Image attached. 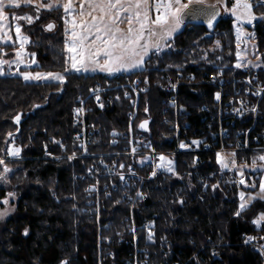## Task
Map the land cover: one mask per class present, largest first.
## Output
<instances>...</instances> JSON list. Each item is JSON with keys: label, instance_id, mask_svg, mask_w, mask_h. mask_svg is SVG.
<instances>
[{"label": "trees", "instance_id": "trees-1", "mask_svg": "<svg viewBox=\"0 0 264 264\" xmlns=\"http://www.w3.org/2000/svg\"><path fill=\"white\" fill-rule=\"evenodd\" d=\"M251 3L258 19L250 29L263 63L257 68L264 70V19H259L264 7L259 6L258 0ZM56 11L59 14L61 11L63 17L61 9L46 14ZM28 34L29 49L35 53L38 63L34 69L63 73L66 81L61 85L0 76V158L12 170L6 181L0 180V200L8 192L15 193L16 200L15 211L0 224V264H60L62 259L70 264H125L133 255V236L126 232L131 211L116 199L102 202L99 217L86 213L90 206L87 183L80 181V177L96 158L81 156L83 149L73 140L72 110L76 98L86 94L94 82L110 76L64 73L67 56L64 35L47 34L41 28ZM170 43L173 47L165 49L159 57L152 52L142 70L123 72L148 76L151 80L149 93L141 99L135 126L150 120L143 135L156 150L166 149L163 141L168 134L162 122L164 95L159 88L163 73L181 72L201 80L203 73L221 69L234 74L239 69L235 67L232 17L218 18L212 29L204 24H184ZM1 47L12 48L11 45ZM211 90L186 86L180 91L179 99L191 113L192 126L200 125L196 115L202 111V105L212 101ZM18 113L21 120L17 124L13 118ZM126 113L123 104H114L111 109H95L89 115L94 142L86 148L88 156L116 151L109 144V133L127 130ZM200 114L206 117L205 112ZM209 122L203 123L201 130H206ZM135 126V133H139ZM9 143L21 149L18 157L9 158ZM73 153L75 157L69 160ZM167 158L172 161L174 172L160 170L156 181L146 187L147 201L133 214L137 246L147 250L149 261L153 264H261L260 255L245 244L242 235L264 237V222L259 227L252 223L264 213V200H254L238 217L234 215L239 206L238 193L251 189L225 183V174L215 154H203L200 161H195L190 153H173ZM248 173L253 177L261 175V172ZM247 179L252 181L250 177ZM254 180L258 181L259 177ZM213 185L218 187L214 189ZM3 208L4 204H0V210ZM144 221H150L151 226L140 227ZM25 229H28L27 235ZM150 232L152 240L148 239ZM105 236L113 239L114 260L98 254V239ZM117 236L127 239V244H117ZM168 251L167 261L163 253ZM213 251L217 253L213 255Z\"/></svg>", "mask_w": 264, "mask_h": 264}, {"label": "built area", "instance_id": "built-area-1", "mask_svg": "<svg viewBox=\"0 0 264 264\" xmlns=\"http://www.w3.org/2000/svg\"><path fill=\"white\" fill-rule=\"evenodd\" d=\"M161 78L159 88L164 95L162 122L167 126L168 133L164 135L163 142L166 144L164 150H156L152 147L150 140H147L143 132L138 129L141 122L135 126L141 99L149 93L151 88V80L148 76L119 73L96 81L89 87L86 94L76 98L72 110L73 140L80 146L84 145L81 147L83 149L81 156L96 158L94 164L80 177V181L87 183L86 193L90 206L86 213L99 217L102 202L116 199L125 207H129L131 211L130 218L127 219L129 221L126 232L133 236V255L132 259L127 260L125 264H153L149 261L147 250L137 246V227L133 214L136 208L145 204L148 199L146 187L156 181L160 174V170H157L155 176L151 175L155 164L160 163L157 159L160 154L167 157L173 153H190L195 161H200L203 154L212 153L217 157V153H221L226 160L231 161L233 157L230 154L235 153L238 167L232 168L230 164L229 170L222 169L220 164L219 166L221 172L225 174V183L236 186L239 185L237 174L240 171L239 166L246 164L251 167L252 163L248 164L250 159L264 155L263 68H240L234 74L220 69L203 73L201 80L194 75L181 72H165ZM172 84H176L175 89H172ZM186 86L212 89V101L201 107V112H205L210 121L207 123L206 130L201 128L202 124L208 121L207 118L202 116L201 112L197 113L200 125L192 126L191 113L179 99L180 91ZM217 93L220 94L219 99L216 98ZM97 95L100 97L99 101L96 99ZM204 96L205 94H202L203 98ZM114 104H123L126 107L127 130L109 133V144L116 150L114 153L88 156L86 148L94 142L93 124L89 120V115L95 109H111ZM80 108L83 111L77 112L76 110ZM253 108L256 110L252 111ZM211 123L215 124L214 127ZM134 126L139 133H135ZM193 141H199V144H193ZM182 142L186 145L185 148L180 147ZM11 146L12 143H9V147ZM133 148L136 149L135 153L132 151ZM261 163L264 162L260 161L259 164ZM121 164L124 165L123 168L120 167ZM120 173L124 176L123 180L120 178ZM138 192L142 196H137ZM149 226L151 222L144 221L140 227ZM247 237L245 234L242 235L244 242ZM252 237L255 239L245 244L260 255L261 264H264V256L258 250L259 246L264 244V239H261L263 236L257 234ZM116 240L119 245L128 242L127 239L126 241L119 236ZM98 242L99 256L105 257L106 260H114L116 253L111 245L113 239L105 236L99 238ZM163 255L168 261L170 251ZM172 264L185 263L173 262Z\"/></svg>", "mask_w": 264, "mask_h": 264}, {"label": "snow or ice", "instance_id": "snow-or-ice-1", "mask_svg": "<svg viewBox=\"0 0 264 264\" xmlns=\"http://www.w3.org/2000/svg\"><path fill=\"white\" fill-rule=\"evenodd\" d=\"M24 4L34 5L35 11L39 13L40 9L52 10L55 7H62L64 13L71 20L65 19V43L64 48L67 53H71L70 57H65V67L63 72H87V71H101L113 74L119 71H131L133 69L142 68L146 59H150L149 53L154 52L159 57L165 49H171L173 44L170 43L174 35L180 30L186 16H192L193 19L203 16L204 23L209 29L214 27L213 22L221 15L220 9L223 12L230 14L233 19V27L236 32L237 40H240L243 34V25L252 24L258 17L254 14V5L251 0H216L215 4L208 5L207 7H199L193 9V5H205V0H79V20L75 17L77 15L74 8V0H49L48 3H43L42 0H23ZM230 4V6H229ZM258 4L264 7V0H258ZM7 7H21V0H0V43L11 41L12 37L8 32L4 31L5 25L3 21L7 18L5 8ZM153 13L155 14L153 16ZM13 20H25L28 24H32L34 19H39L30 15L16 16L13 15ZM259 19H264V13H261ZM71 24V31L69 32L68 24ZM126 23V29L121 28L120 25ZM55 27L53 23L45 26L46 31H50ZM16 42L20 47L15 50V59L12 61L2 58L3 49L0 48V76L5 75L3 65L16 64L17 72L9 75H19L24 80H47L56 81L63 85L66 81V76L63 73L53 72H36L20 71V65L25 64L24 46L29 43V37L24 35L21 31L19 24L15 25ZM249 36H254V33H248ZM219 46V41L216 42ZM239 47V45H238ZM255 49V45H253ZM32 59L29 60L26 66L35 64V53L30 54ZM237 59L240 60V52H237ZM259 59V57H258ZM242 63H236V68L246 67ZM254 67L256 65H253ZM147 83V78H145ZM172 89L176 88V84L171 85ZM127 95V94H126ZM216 98H220V94H216ZM96 99L99 101L100 97L97 95ZM174 103V101H173ZM34 107H39L34 105ZM256 109L253 108L252 111ZM77 112L83 111L82 108L77 109ZM147 111V109H145ZM15 123H19L21 115L18 113L14 118ZM147 121L141 123L140 127L143 128ZM115 134V133H114ZM13 133H8L12 136ZM59 143L58 141H56ZM193 144H199V141H193ZM63 147V145H61ZM81 147H84L82 144ZM181 148L186 145L182 142ZM133 153L136 149L133 148ZM21 149L19 147H10L8 149L9 156L20 155ZM76 153L68 157L72 160ZM233 158L228 161L222 158L221 153H217V163L220 164L222 169H229L231 164L232 168L238 167L235 161V153L230 154ZM147 159V158H144ZM160 163L155 164L152 176H155L157 170H165L173 173L172 161L160 154L157 158ZM257 160L264 162V155L254 157L251 167L255 170L257 167L264 169V163L257 164ZM143 162V161H141ZM0 166H3V171H0V180H5L7 174L12 170L7 166L5 160L0 158ZM124 167L123 164L120 165ZM248 165H240V171L237 172L241 177L243 176V168ZM230 170V169H229ZM131 171V168H129ZM121 180L124 179L122 173L119 174ZM240 184H244L243 178L239 180ZM254 187L255 185H248ZM218 185H213L215 189ZM91 190V189H89ZM15 193L8 192L5 198L0 200V204L9 205V197H14ZM137 196H142L137 193ZM260 199L264 200V177L260 178L259 193ZM241 203L237 211L234 213L240 216L249 205L256 199V196L248 195L245 199V194L240 193ZM182 202V201H181ZM12 207H6L0 211V219H3L9 214ZM264 222V213L259 214L253 219L252 223L260 226ZM28 229H25L27 235ZM152 233H149L148 239L152 240ZM255 238L248 236L245 243L252 242ZM264 239V237H261ZM260 254L264 256V244L259 246ZM215 255V253H213ZM60 264H70L67 259H62Z\"/></svg>", "mask_w": 264, "mask_h": 264}, {"label": "rangeland", "instance_id": "rangeland-1", "mask_svg": "<svg viewBox=\"0 0 264 264\" xmlns=\"http://www.w3.org/2000/svg\"><path fill=\"white\" fill-rule=\"evenodd\" d=\"M42 2L43 3H48L49 0H42ZM185 2H187V0ZM215 3H216V0H205V5L204 6L212 5V4H215ZM74 8H75V11L77 13L75 18L77 20H79V16H78L79 0H74ZM55 9H61L62 12H63V17H62L61 11H60V14L58 13V11L54 12V14L53 13L46 14V12H51V10L40 9L39 13H37L35 11V6L34 5L24 4L23 0H21V7H18V8L7 7V8H5V14H6L7 18L3 21V23L5 25L4 31L8 32V34L12 37V40L0 43V48L3 49L2 58L6 59V60H9V61H12V60L15 59V50L20 47L19 43L16 42L15 25L19 24L21 26L22 33L29 37V43L25 44V46H24L23 59L25 60L26 63L25 64H21L19 70L20 71H29V72H32V73H36V72L46 73V72H42V71H38V70L34 69L38 65V63L36 61V57H35V61H36L35 64H31V65L26 66L27 62L32 59V56L30 54L33 53L29 49V45L31 43V39H30V36H29L28 33L29 32L32 33L33 31L41 28L47 34H57V33L63 34L64 38L66 39V36H65V27H66V25H65L64 21H65V19L71 20L72 17L66 16L62 7L58 6V7L53 8L52 10H55ZM13 15H16V16L30 15V16H33V17H36L38 15L39 19H34V22L32 24H28L27 21H25V20H13L12 19ZM226 15H230V14H226ZM61 21H62V23H61ZM49 23H53L55 25L54 30L51 33L50 32H46L44 30L45 26L47 24H49ZM251 25L252 24H250V25L249 24H244L242 26L243 27V34L241 35L240 40H237L236 32H235L236 57H237V52L238 51L240 52V60L238 61V59H237L236 63L239 62V63L245 64V65H247L246 67H254L253 65H256L254 68H257V67H261L263 65V63L261 62V56H260V54L258 53V51L256 49L254 36L247 35L248 33H253L252 30L249 28ZM67 27L69 28V32H70L71 31V24L69 23L67 25ZM120 27L126 29L127 25H126V23H124V24H121ZM181 29H182V26H181L180 30ZM234 31H235V29H234ZM10 45L12 46V48L10 50H6L5 47H1V46H10ZM238 45H239V47H238ZM253 45H255V49L253 48ZM151 53L152 52H150L149 55ZM67 56L70 57L71 53H67ZM258 57H259V59H258ZM2 67L4 69V72L6 73L5 75H2V76H18V77H21L19 75H9V74H7V73H9V71H11L12 73L17 72L16 64L12 63L10 65H3ZM143 68H144V66L142 68L133 69V70L127 71V72L139 71V70H142ZM242 68H245V67H242ZM71 72H74V71H71ZM123 72L124 71H119V72H115L113 74H108L107 72H101V71H98V70L97 71H91L90 70V71H87V72L82 71V73H84V74H91V75H93V74H101V75H105V76H113V75H117V74L123 73ZM53 73H56V72H53ZM28 82H56V81L28 80ZM14 157L15 156H9V158H14ZM222 158H224V157L222 156ZM249 163L251 164V162H248V164ZM251 169H253V168L252 167H246V168H244L242 170L243 171V176L241 177L240 175H238L239 180L241 178H243L244 181H245L244 184H240L239 183V185L244 187L245 189H250L251 188V190H249V191H243V190L239 191V193H238L239 204L241 203V197H240V193L241 192H243L245 194V199H247L248 195H250V194L253 195V196H256L255 200L260 199L259 196H257V193H259L260 178L264 177V169H261V168L257 167L256 169H258L261 172V175H255L254 177L252 176V181H249L247 179L248 178L247 175L249 174L248 172H250ZM258 177H259V180L255 181L254 178H258ZM248 185H255V186L254 187H249ZM15 201L16 200L13 199V197H9V205H4V208L11 206L12 210L9 212V214L7 216H5L3 219H0V224L3 223L6 219H8L13 214V212L15 211ZM2 210H0V211H2ZM257 227H259V226H257Z\"/></svg>", "mask_w": 264, "mask_h": 264}, {"label": "water", "instance_id": "water-1", "mask_svg": "<svg viewBox=\"0 0 264 264\" xmlns=\"http://www.w3.org/2000/svg\"><path fill=\"white\" fill-rule=\"evenodd\" d=\"M193 7V9H196V8H199V7H205V6H197V5H193L192 6ZM217 19H218V17H217ZM217 19L213 22V24L217 21ZM188 23H198V24H204V25H206L205 23H204V18H203V16H200V17H197L196 19H193L192 18V16H186L185 17V19H184V23H183V25L184 24H188ZM207 26V25H206ZM44 30H45V28H44ZM54 30V28L52 29V30H50V31H46V32H52ZM147 121V124L145 125V127H143V128H141L140 127V125H141V123H140V125H139V127H138V129H139V131H141V132H145L146 130H147V128H148V125H149V123H150V120H146ZM144 122V121H143Z\"/></svg>", "mask_w": 264, "mask_h": 264}, {"label": "crops", "instance_id": "crops-1", "mask_svg": "<svg viewBox=\"0 0 264 264\" xmlns=\"http://www.w3.org/2000/svg\"><path fill=\"white\" fill-rule=\"evenodd\" d=\"M186 1V0H185ZM204 6V5H203ZM229 6H230V4H229ZM205 7H207V6H205ZM220 12H221V15L218 17V18H220V17H226V16H229V17H232L231 15H226V13H224L223 12V9L221 8L220 9ZM233 18V17H232ZM234 19V18H233ZM254 22V21H253ZM253 24V23H252ZM182 28H183V24H182ZM250 28V27H249ZM181 31V30H180ZM179 31V32H180ZM82 73V72H81ZM250 172L252 173V172H254V173H256V172H260L258 169H255V170H253V169H251L250 170ZM252 176L253 175H248V177H250V178H252ZM251 189V188H250Z\"/></svg>", "mask_w": 264, "mask_h": 264}]
</instances>
